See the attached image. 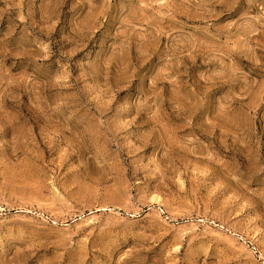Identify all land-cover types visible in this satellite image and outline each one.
I'll return each mask as SVG.
<instances>
[{
    "label": "rangeland",
    "instance_id": "1",
    "mask_svg": "<svg viewBox=\"0 0 264 264\" xmlns=\"http://www.w3.org/2000/svg\"><path fill=\"white\" fill-rule=\"evenodd\" d=\"M0 264H264V0H0Z\"/></svg>",
    "mask_w": 264,
    "mask_h": 264
}]
</instances>
